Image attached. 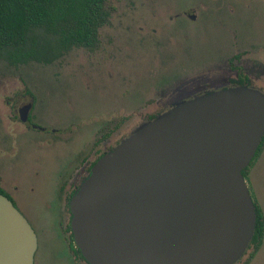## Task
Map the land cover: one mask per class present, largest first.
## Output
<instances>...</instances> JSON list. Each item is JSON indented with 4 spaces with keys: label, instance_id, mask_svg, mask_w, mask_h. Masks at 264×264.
Returning <instances> with one entry per match:
<instances>
[{
    "label": "water",
    "instance_id": "1",
    "mask_svg": "<svg viewBox=\"0 0 264 264\" xmlns=\"http://www.w3.org/2000/svg\"><path fill=\"white\" fill-rule=\"evenodd\" d=\"M177 92L71 196L70 233L86 263L236 264L247 251L256 212L243 171L264 137V94ZM30 108L19 109L22 121ZM36 250L35 231L0 194V264H34Z\"/></svg>",
    "mask_w": 264,
    "mask_h": 264
},
{
    "label": "rangeland",
    "instance_id": "2",
    "mask_svg": "<svg viewBox=\"0 0 264 264\" xmlns=\"http://www.w3.org/2000/svg\"><path fill=\"white\" fill-rule=\"evenodd\" d=\"M202 3L108 0L109 22L99 29L96 47H73L48 64L29 61L12 66L0 58V188L35 231L34 264H79L66 238L60 189L66 182L68 166L76 155L87 153L89 147L93 149L91 144L106 126L105 120L119 122L122 115L130 114L138 105L136 111L147 108L154 101L148 102L146 97L154 92L155 84L162 83L164 89L169 84V88H176L189 75L204 70L203 65L217 59L222 74L230 78L226 61H220L229 50L250 53L242 65L252 80L257 81L258 74L263 73L264 0H214L209 3L223 4V9L212 8L221 10L215 13H204ZM188 8L201 9L197 22L189 28L201 30L205 41L202 48L198 37L190 38L196 45L191 59L183 45L185 40L166 37L170 35L168 29H186L178 26L185 22L172 23L168 17ZM206 13L217 17L207 19ZM219 17L221 20H217ZM156 39L168 45V50L160 49L163 55L173 52L166 69L160 67L154 52ZM176 44L183 46L176 49ZM162 58L160 55L159 60ZM191 66L195 69L191 70ZM260 68L262 72L257 73ZM27 91L34 96L33 116L46 132L14 134L6 126L7 118L17 115V110L29 102ZM8 96L14 98L5 103ZM50 126H55L62 136L51 138L54 142L48 144L46 138L54 136ZM117 131H111L112 136ZM247 173L250 192L264 216V145ZM251 252L250 248L245 252L246 263ZM249 264H264V236Z\"/></svg>",
    "mask_w": 264,
    "mask_h": 264
},
{
    "label": "flooded vegetation",
    "instance_id": "3",
    "mask_svg": "<svg viewBox=\"0 0 264 264\" xmlns=\"http://www.w3.org/2000/svg\"><path fill=\"white\" fill-rule=\"evenodd\" d=\"M201 1L204 2L202 3L203 4L202 9L204 13L206 11H210L213 13L217 11H221V10H216V11L213 10L212 8L214 7H219L223 9L222 3H219V4L209 3L214 0H201ZM199 11L201 12V9L188 8L187 11L181 12L179 14L177 13V14H174L168 17L169 18L168 21H171L172 23H175V21H178L177 23L185 22L178 26H182L183 28L186 27V29L180 30L178 28H175L177 29L175 31H173V29L172 30L168 29L167 33L170 35L166 37L185 40L183 45L186 50V54L190 53V57H189L190 59H191L192 53L195 52V48H196V45L194 46L195 42L190 39L192 38V36H194L195 38L196 37L199 38L198 42L199 44H203L202 48L205 46V41H203V38H202L203 37L202 31L201 30H191L189 28L191 24H194L197 22L198 17H199ZM212 17L215 18L217 17V15L214 14L213 16L208 17V14L206 13L207 19H211ZM221 17H219L217 20H221ZM156 32L157 31L155 30V33ZM171 33H176L177 35H172ZM162 42L160 39H156V42L154 44V47H155L154 52L156 54L160 67L162 69H166L167 67H170V61L172 58L171 55L173 52L168 55H163L162 52H160V49L165 48L168 50V45L161 44ZM183 45L176 44L175 48L177 49ZM231 52L230 50L226 51L225 53H223L225 55L221 56L220 58V61H223V59L226 61L225 65L227 66V72L229 73V76H231L230 78L226 79L227 73L222 74L223 68H220L217 65L219 61L217 59L213 63L206 64V65L202 64L203 67L205 68L204 69L205 71L199 70L198 72H195L192 75H189V77L185 79L186 81L183 80L184 82L179 84L176 88H174V86L169 88V85H170L169 84L165 86L167 88L164 89V87L162 86V83L161 85L155 84L154 92L150 95L149 98L146 97L148 102L150 99L154 100L146 105L147 108L145 109L139 108V110L136 111L137 108L139 107L138 105V107H135V110L133 109V111H131L130 114L125 113L124 115H122V117L119 119V122L105 120L104 122L106 126L103 127V130L100 132L101 134L99 135L98 139L92 142L91 144V146H93V149L89 147L87 150V153L83 155L82 154L76 155L75 159L70 163V165L68 166L66 175L64 176V178H67L66 182L63 184L60 191L63 196L62 205H63V212L66 217V218L64 217L66 221L65 223L66 238L69 243V249L72 251V254L74 256L73 258L77 260L79 264H88V263H86L84 259L82 258V256L79 255L80 254L78 253L79 251L73 244L72 235L70 233V228H69L70 215H69L68 203L74 191L76 190L77 186L87 176L93 164L101 156H103L106 152L111 150L113 147L117 146L123 139L129 137L141 123L151 121L156 116H159L165 113L166 111H168L169 109H171L173 97L176 95H179V93L177 92L178 88L183 89L186 86V93H193L190 98L186 99V101L194 99L201 95H204L208 92H215V91L222 90V89L238 88L242 86H246L249 89H253V90L259 91L262 94H264V83H263L264 78H262L264 76V70H263V73H261L260 75L258 74L259 78L257 81L252 80V75L247 74L242 65V60L244 59L246 55L250 53H247L246 51H239V50H234L232 53ZM160 55L166 59L162 58L160 61L159 60ZM207 66H209V70L211 71L207 72ZM216 67L219 69L216 70ZM192 69H195L194 66L193 68L191 66V70ZM260 71L262 72L261 68L257 70V73H260ZM155 78H157V76ZM218 85L221 87L209 88V86H218ZM12 93L15 94L14 91H12ZM26 94L30 97L29 98L30 100L27 104H31V108L27 115L26 120L22 121L20 119L19 109L22 107L21 106L17 110V115H11L10 117L7 118L8 120L6 123L7 128L10 131H12V133L14 134H16L19 131L28 133V131H31V130H35L39 132H46L47 130L45 129V127L44 128L40 127L37 123L38 120L36 121V117L34 118L33 116L34 112H32V110L34 108V104H33L34 96L28 91L26 92ZM12 98H14V96H11V97L8 96L5 100V103H7V101L11 100ZM55 126L49 127V130L52 133H54V136H51V137L49 136L50 138H46L47 140L46 143L48 144L51 142L52 143L54 142V141H51V138H54V137L61 138L62 136V133H59L58 129ZM19 127H24V128L21 129ZM116 130H118L116 135L112 136L113 132H115ZM42 141L45 142L44 140ZM94 148L96 149L99 148V149L94 150ZM79 157L80 159H78ZM78 160L80 161L79 163H77ZM245 256L246 255L244 254V256L236 264H247L246 259H244Z\"/></svg>",
    "mask_w": 264,
    "mask_h": 264
},
{
    "label": "trees",
    "instance_id": "4",
    "mask_svg": "<svg viewBox=\"0 0 264 264\" xmlns=\"http://www.w3.org/2000/svg\"><path fill=\"white\" fill-rule=\"evenodd\" d=\"M107 1L0 0V58L12 66L29 61L48 64L73 47H96L99 29L109 22ZM263 145L264 137L249 167L243 171L249 191L247 172ZM0 194L7 196L1 188ZM250 194L255 206L256 225L247 248L252 249L247 263L258 252L264 236V216L255 197Z\"/></svg>",
    "mask_w": 264,
    "mask_h": 264
}]
</instances>
